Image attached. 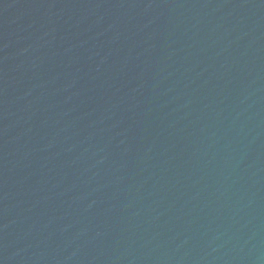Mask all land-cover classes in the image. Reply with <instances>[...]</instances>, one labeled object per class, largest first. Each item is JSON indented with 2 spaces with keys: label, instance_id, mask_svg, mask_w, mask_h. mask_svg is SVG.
Returning <instances> with one entry per match:
<instances>
[{
  "label": "water",
  "instance_id": "obj_1",
  "mask_svg": "<svg viewBox=\"0 0 264 264\" xmlns=\"http://www.w3.org/2000/svg\"><path fill=\"white\" fill-rule=\"evenodd\" d=\"M0 264H264V0H0Z\"/></svg>",
  "mask_w": 264,
  "mask_h": 264
}]
</instances>
